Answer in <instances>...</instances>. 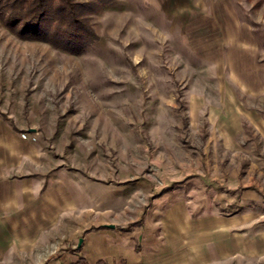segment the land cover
<instances>
[{"label": "rangeland", "instance_id": "374dc122", "mask_svg": "<svg viewBox=\"0 0 264 264\" xmlns=\"http://www.w3.org/2000/svg\"><path fill=\"white\" fill-rule=\"evenodd\" d=\"M93 9L81 48L0 20V114L39 118L43 148L103 173L111 205L189 201L205 241L174 251V264H264V0ZM30 237L52 254L65 236Z\"/></svg>", "mask_w": 264, "mask_h": 264}, {"label": "crops", "instance_id": "0c3cea01", "mask_svg": "<svg viewBox=\"0 0 264 264\" xmlns=\"http://www.w3.org/2000/svg\"><path fill=\"white\" fill-rule=\"evenodd\" d=\"M5 114H0V264H174V251H182L176 259L188 257L183 252L195 245L196 235L204 244L206 219L191 218L189 201L162 195L144 207L131 206L121 195L111 205L103 173L98 178L87 169L78 173L81 166H68L60 152L43 148L39 118L15 124ZM34 235L65 237L48 254L44 239L31 248Z\"/></svg>", "mask_w": 264, "mask_h": 264}, {"label": "trees", "instance_id": "16d2710c", "mask_svg": "<svg viewBox=\"0 0 264 264\" xmlns=\"http://www.w3.org/2000/svg\"><path fill=\"white\" fill-rule=\"evenodd\" d=\"M111 0H0V20L23 38L59 35L74 48L94 38L84 14ZM18 28V29H17Z\"/></svg>", "mask_w": 264, "mask_h": 264}, {"label": "built area", "instance_id": "2783aa9c", "mask_svg": "<svg viewBox=\"0 0 264 264\" xmlns=\"http://www.w3.org/2000/svg\"><path fill=\"white\" fill-rule=\"evenodd\" d=\"M20 137L22 138V139H28V136H27V134L26 133H21L20 134ZM31 141H35V137L33 136V137H30L29 138ZM75 264H95V263H91V262H89V261H80V262H77V263H75ZM105 264H125L123 261H121V260H116V261H113V262H111V263H105Z\"/></svg>", "mask_w": 264, "mask_h": 264}]
</instances>
